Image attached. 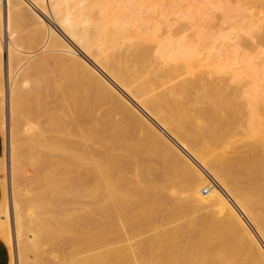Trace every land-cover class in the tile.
Here are the masks:
<instances>
[{
    "label": "bare ground",
    "instance_id": "1",
    "mask_svg": "<svg viewBox=\"0 0 264 264\" xmlns=\"http://www.w3.org/2000/svg\"><path fill=\"white\" fill-rule=\"evenodd\" d=\"M4 1L0 28L6 22V37L0 33V53L6 47L10 121L6 180L18 263L264 264V249L235 209L264 241V119L255 113L259 102L249 105L247 80L229 89L239 73L235 65L247 58L238 55L237 47L243 52L260 48L255 53L264 54L254 22L256 9L264 13V0H247L248 7L242 0L221 6L190 0ZM214 9L224 12V31L241 39L229 36L219 43V56L210 58L211 49L202 57L184 38L213 39L218 33L198 24L181 26L178 20ZM21 20L36 27L29 41L23 39L35 51L14 39L12 24ZM74 50L81 60L73 58ZM49 59L62 67L54 75ZM14 61H19L16 70ZM228 66L233 72L225 70ZM23 68L33 83L29 92L19 86L26 77L16 82ZM207 73L214 76L205 80ZM248 73L251 82H260V70ZM79 81L96 92L95 98L90 93L93 100L78 97ZM252 91L261 101L264 88ZM106 107L112 115L122 109L116 111L123 113L120 119L128 124L123 126L131 128L136 121L153 136L164 171L146 157L150 147L141 140L147 148L139 154L118 137L122 125L116 131L99 115ZM164 132L179 139L192 159ZM172 175L180 185L172 183ZM21 179L29 182L24 193L17 185ZM1 186L6 204L4 176ZM85 197L90 202L80 205ZM65 203L72 208L60 213ZM9 222L7 213L0 214L8 245ZM121 224L128 236L145 238L131 242L132 236L119 231Z\"/></svg>",
    "mask_w": 264,
    "mask_h": 264
},
{
    "label": "rangeland",
    "instance_id": "2",
    "mask_svg": "<svg viewBox=\"0 0 264 264\" xmlns=\"http://www.w3.org/2000/svg\"><path fill=\"white\" fill-rule=\"evenodd\" d=\"M4 1V0H3ZM229 0H190V3L191 4H193V5H198V6H201V5H203V4H205V3H214L215 5H219V6H221V5H223L224 3H226V2H228ZM242 2H243V4L245 5V7H248L249 6V4H248V2H247V0H242ZM248 5V6H247ZM2 9V10H1ZM4 10H5V1H4V3L3 4H1L0 5V15H3V13H4ZM195 13H196V15H194L193 17H190V16H180V18H179V20H178V22H179V24L182 26V25H185V26H188V25H191V24H198V25H200V26H203V27H205V28H210V29H212V30H215L216 31V33H218L217 35H216V37L215 38H213V39H211V38H209V39H202V38H198V40H196L193 36H187L186 38H184L185 40H186V42L188 43V45H189V47H195V48H197V50H198V54L200 55V56H202V57H207L208 55H209V51H211V49H214L213 50V52H211L210 54L212 55V57H210V58H215V57H217V56H219V52H220V50H219V43H221L222 41H225V40H227L228 38H229V36L230 37H232L233 38V40H240L241 38H237V37H234V35L232 36V35H228V33L227 32H225L224 30L226 29V26H225V23H224V21H223V15H222V13H224L223 11H222V9H220V10H211V11H208V12H200V11H198V10H195ZM236 14V13H235ZM238 14V13H237ZM256 17H255V20H254V22L256 23V25H257V30H258V34L260 35V39H258V40H261V41H259V44L262 46V52L264 53V13L262 12V11H260L259 9H256ZM235 19H236V17H235ZM238 19V20H237ZM237 21H239L240 20V18H238L237 17ZM157 20H158V22H162V19H160V18H157ZM22 21V20H21ZM27 21V22H26ZM26 21H22V22H20V21H18L17 23L15 22L14 24H12V25H14L13 27H12V31L14 32V31H16L15 32V35H17V36H14V39L16 40V42L18 43H20L19 45H23L22 47L23 48H25L26 50H28V51H35L36 50V47H34L33 45H30L29 43L28 44H26V43H23L24 42V40H26L27 38V41H29V35H30V33H31V30L33 31V29H34V25L32 26L31 25V23L29 22V20H26ZM16 24V25H15ZM33 24V23H32ZM50 25H52V23H49ZM5 26V27H2V26ZM3 25H1V28H0V33H1V35H5V37H6V22L5 23H3ZM53 26H56V25H53ZM36 28V27H35ZM30 31V32H29ZM12 32V33H13ZM2 33H4V34H2ZM18 34H20L21 36H19ZM4 37V36H3ZM21 37V38H20ZM27 37V38H26ZM24 38H26V39H24ZM24 39V40H23ZM229 39H231V38H229ZM18 40H20V41H18ZM243 41V40H242ZM239 42V41H238ZM240 43V42H239ZM26 44V45H25ZM25 45V46H24ZM217 47V48H216ZM28 48V49H27ZM32 48H33V50H32ZM240 48V49H239ZM237 49H239L237 52H238V55L240 54H242V53H244V54H242L240 57L241 58H243V55L244 56H246V57H244V58H246V60H244L243 59V61L245 62H247V63H244L246 66H249V67H244V64L241 62V64H237V65H235V66H237V68H239L238 70H237V68L236 67H234L235 69L234 70H236L237 72H239L238 73V76H237V78L235 79V81L236 82H234V83H232V82H230L229 83V89H231V90H233L235 87H239L240 85H242L243 84V82H244V80L243 79H245V81L247 82V84H250L251 83V86H249V85H247L246 84V82L244 83L245 85H243L244 87H245V90H247L248 92L250 91V93L251 94H249L252 98H251V100L249 101V105H250V107L252 108V104H256L257 102H259V104L257 103V111H255V113L257 114V113H259V115H258V117L260 118V119H264V97L261 99V101H259L260 100V97H259V95H256V93H253V88L255 89L256 87H258L259 88V90H262L263 88H264V54L263 55H257L258 53H255V52H259V51H261V49L260 48H256V49H253V51H251V50H247V51H244L243 52V50L244 49H242L241 47H237ZM260 49V50H259ZM1 52L4 54H1L0 56H2V58L0 59L1 61H0V105L2 106H4V108H3V106L1 107L0 106V150H1V152H0V185H1V183H2V176H4V178H5V185H6V194H7V197H6V204L4 203V201H3V199H2V195H1V200H0V214L1 215H3V217L6 215V213L8 214V216H9V220H10V224H9V227H10V231H11V236H10V241H9V245L7 244V234H6V232H5V227H4V225H3V223H1V225H2V227L0 228V240L7 246V248H8V250H9V253L11 252V256H12V260H13V264H20V263H18V259H17V255H18V245L16 244V239H15V234H14V230H13V225H12V203H11V185H10V181L8 182L7 180H6V163H7V155H6V152H7V147H8V145H9V127H10V121H9V105H8V103H9V93H8V91H9V85H8V79H7V77H6V71H7V64H8V57H7V53H6V47H5V51H3V47L1 48ZM242 52V53H241ZM255 53L256 55H254L253 53ZM246 53H247V55H246ZM253 54V55H252ZM210 55V56H211ZM251 55H252V57H251ZM255 56V57H254ZM39 57H41V55L39 56ZM16 58H19V57H15L14 58V60L16 59ZM73 58L74 59H76V60H78V59H82L81 58V55H80V53L78 52V51H75L74 50V54H73ZM52 59V58H51ZM51 59H49V64L50 65H48V70H50L49 72L51 73V74H55L56 72H57V70L60 68H58V66H60V65H58V66H56V65H54V63H56V62H54L53 63V61L54 60H51ZM17 60V59H16ZM18 60H20V58L18 59ZM248 60V61H247ZM18 63H19V61H17ZM18 63H16L15 61L13 62V66H14V69L16 70L17 68H18V66H19V64ZM66 64V63H65ZM240 66H242V67H240ZM229 67V66H228ZM226 68L225 70H227V72H233V71H229V69L231 68V67H229V68ZM62 68V67H61ZM60 68V69H61ZM246 68V69H245ZM60 69L58 70V71H60ZM217 69V68H216ZM255 69H257V70H260L261 71V74L263 75H261V76H259L258 77V80L260 81L259 83H254V82H251L252 80H251V75H250V73H248L249 71H252V70H255ZM22 71H17V76H16V82L19 84L20 82H18V81H20V80H22L23 81V79H25V77L27 78V71H26V68H23V69H21ZM241 70H242V72H241ZM52 71V72H51ZM235 71V72H236ZM20 72V73H19ZM263 72V73H262ZM23 73H25L24 74V76H23V78L21 79V77H22V75H23ZM244 73H245V75L247 76V79H246V77H245V75H244ZM240 74H243V76L245 77V78H243V76L241 75V78L239 79V76H240ZM81 76L79 73L77 74V75H75V77L76 76ZM211 75H212V77L214 76L213 74H205V75H203V78L205 79V80H209V79H211L212 77H211ZM78 76V77H79ZM208 77L207 79H206V77ZM263 78V80L262 79H259V78ZM248 78H250V81H248L249 79ZM29 78H27L26 80H24L25 81V83H27V84H25V83H23L22 82V85H21V83L19 84V86L21 87V86H23V87H25V88H21L22 89V91L23 92H29L30 90L29 89H31L32 88V82H30L31 81V79H29ZM203 79V80H204ZM237 79H238V81H237ZM80 80V79H79ZM203 80H201L200 81V84L201 85H204L203 83L204 82H206V81H203ZM241 80V81H240ZM263 82H262V81ZM26 81H28V82H26ZM82 81H79L78 83H80V84H77V85H75L76 87H75V92L76 93H79L80 92V94L81 95H77L78 97H80V98H86L87 99V97H88V101H91V100H93V99H90V98H92V96H91V94L92 93H95L96 94V92H93L92 90V88L90 89H88L87 90V87L86 88H84L85 86L83 85V83H81ZM242 82V83H241ZM237 83V84H236ZM2 84V85H1ZM231 84V85H230ZM238 84H239V86H238ZM253 84V85H252ZM24 85H26V86H24ZM258 85V86H257ZM28 86V87H27ZM82 86H84L83 88H84V90H83V88H82ZM242 86V87H243ZM249 86V87H248ZM260 86V87H259ZM31 87V88H30ZM253 87V88H252ZM252 88V89H251ZM81 89V90H80ZM244 89V88H243ZM28 90V91H27ZM78 92H77V91ZM83 91V92H82ZM90 91V92H89ZM95 91V90H94ZM82 92V93H81ZM91 93V94H90ZM85 94H86V96H85ZM91 96V97H89V95ZM95 94H92L93 95V97L95 98ZM84 96V97H83ZM90 99V100H89ZM254 100V101H253ZM252 101H253V103H252ZM235 102H237V103H241V101H238V100H236ZM263 102V103H262ZM259 105V106H258ZM105 107V106H104ZM108 107V106H107ZM106 107V108H107ZM254 107V106H253ZM261 107V108H260ZM109 109H111L110 108V106L108 107ZM107 108V111H109V109ZM106 109L104 108V110H103V112H102V109L99 111V115H100V117H103L104 118V116H105V120L104 121H106V122H108L110 125H112V128L114 127V130H116L117 131V129L118 128H120L121 127V125H122V127L120 128V130H122V132H125V131H128V133L127 132H125V134H121L122 132H119V129H118V131H117V133H118V137H119V135H120V138H122L123 136V138L124 139H126V141L124 140L123 142L124 143H126L127 145H129L131 148H133V150L135 151V152H137V153H139V154H142L143 153V150L144 149H141V148H147V146H149L150 147V149L148 150V155H146V157L156 166V168H158V169H160V170H162V171H164L165 169H166V166L162 163V162H160V160L155 156V152H158V148H157V146H156V144H155V139L153 138V136L150 134V133H148L147 134V132H145V130L144 129H142L141 128V126H140V124L138 123V122H136L135 121V123H133V127H129V128H127L128 126V124L127 123H125V120H123V119H125L124 117H123V113H121L122 112V109L121 108H116L115 110H112V113H113V115L111 114V112H110V114L108 115V113H107V111H105ZM116 110H119V111H121V112H119V111H116ZM4 111V112H3ZM116 111V113L117 114H115L114 115V112ZM101 113L103 114V113H105L103 116L101 115ZM106 113H107V115H106ZM120 113V115H118ZM112 115V116H111ZM106 116H108V118H106ZM115 116V117H114ZM109 117H110V119H109ZM114 117V118H113ZM112 118V119H111ZM118 118V119H117ZM120 118H123L122 120L120 119ZM120 120V121H119ZM111 121L113 122V123H111ZM117 121V122H116ZM115 122L117 123V124H115ZM125 125V124H127L126 125V127L125 126H123V124ZM121 123V124H120ZM123 128V129H122ZM134 128V129H133ZM124 129H126L125 131H123ZM130 130V131H129ZM144 130V131H143ZM132 133V134H130V133ZM3 133V134H2ZM146 133V134H145ZM127 134V135H126ZM128 134H130L132 137H133V140H134V142H133V140L131 139V141L129 140L131 137H129L128 138V136H130V135H128ZM164 134L166 135V136H168L169 138L171 137L172 138V136L171 135H167V133L166 132H164ZM24 136H26V134H24ZM127 136V137H126ZM122 138V139H123ZM127 138H128V140H127ZM140 138V139H139ZM170 138V139H171ZM139 139V140H138ZM143 139V140H142ZM176 139V138H175ZM175 139H171L172 141H174ZM136 140V141H135ZM140 140L142 141L141 143L143 144V143H145L146 145H142V146H140ZM178 140V141H177ZM146 141V142H145ZM133 142V143H132ZM179 139H176V141H174V144H176V146H177V149L178 150H181L180 152H181V154H183V155H185V156H187L188 155V157H190L191 159H192V157L194 156H192L191 154H192V152L189 150V149H187L183 144H181L180 145V143H181V141L179 142ZM150 144H152L153 146L151 147L150 146ZM148 147V148H149ZM179 147V148H178ZM184 148V149H183ZM184 150V151H183ZM2 152H4V153H2ZM5 161L3 164H2V162L3 161ZM193 160H194V158H193ZM3 165V166H2ZM26 166V165H25ZM27 167V166H26ZM29 168V167H28ZM5 170V171H4ZM26 170V169H25ZM4 171V172H3ZM29 171V172H28ZM31 170L29 169H27V171H26V173H27V175L29 176L30 174H31V172H30ZM204 171V170H203ZM213 173H212V176L213 177H215V173H216V171L214 170V171H212ZM205 174H207L208 175V173H206L205 172ZM27 175H25L26 177H27ZM82 175V174H81ZM81 175H79L78 177H79V180H78V182L80 183L82 180H81V178H82V176ZM211 175L208 177L209 179V183L213 180ZM211 177V178H210ZM176 177L174 176V175H172V179H174V180H172V183H174V185H180V181H179V179H175ZM26 182V180H24V179H21V180H19L18 182H17V185H18V188L20 189V191L22 192V193H24L25 191H26V189H27V187L28 186H26V185H28L29 184V182L27 183H25ZM206 183H207V181H206ZM215 184V183H214ZM242 186L244 187L245 186V184H242ZM29 188V187H28ZM229 191L231 192V188H229ZM1 194H2V186H1ZM224 194H227L226 192H224ZM230 194V193H229ZM229 194H227V195H225L226 197H228L229 199H230V195ZM231 194H232V192H231ZM231 197H232V195H231ZM90 202V199L89 198H87V197H85V198H82L81 200H79V203H80V205H86L87 203H89ZM236 204H234L233 203V206H235ZM74 207H77V206H74ZM236 208V210L238 211L237 213L239 214V216L241 215V217L245 220V221H247L248 222V224H249V226H250V228H251V230H252V233H253V235H254V237L257 239V241L259 242V244L262 246V248L264 249V241H263V237H262V235L260 234V232H258L257 230H255L254 229V227L252 226V224H251V221H249L250 219L248 218L247 219V217L245 216V215H243V213L239 210V208H237V205L235 206ZM69 208H72V206H70V205H68V203H65L64 205H62V206H60L59 207V209H58V211L60 212V213H65L66 212V210L67 209H69ZM201 214V215H200ZM202 214L203 215H205V213H198V216L200 215V216H202ZM187 215H189V214H187ZM197 217V215H194V218H196ZM181 221H183V220H181ZM119 231H121L122 230V232H121V234H123L124 233V237H126V238H130L131 239V237L130 236H132L130 233V235L128 236V234H127V231L129 230V229H127V227L124 225V224H121L120 226H119ZM123 228V229H122ZM126 229V230H125ZM133 238H135V239H133ZM143 238H145V236H141V237H133L132 236V239H131V242H135V241H137V240H139V239H143ZM125 238H122V240H124ZM135 240V241H134Z\"/></svg>",
    "mask_w": 264,
    "mask_h": 264
},
{
    "label": "crops",
    "instance_id": "3",
    "mask_svg": "<svg viewBox=\"0 0 264 264\" xmlns=\"http://www.w3.org/2000/svg\"><path fill=\"white\" fill-rule=\"evenodd\" d=\"M0 200H1V185H0ZM0 264H9V250L1 240H0Z\"/></svg>",
    "mask_w": 264,
    "mask_h": 264
}]
</instances>
